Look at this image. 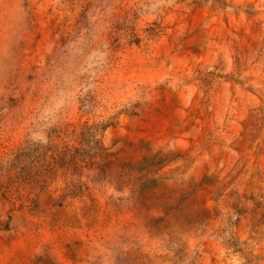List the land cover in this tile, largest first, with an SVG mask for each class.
Returning a JSON list of instances; mask_svg holds the SVG:
<instances>
[{
  "label": "rangeland",
  "instance_id": "1",
  "mask_svg": "<svg viewBox=\"0 0 264 264\" xmlns=\"http://www.w3.org/2000/svg\"><path fill=\"white\" fill-rule=\"evenodd\" d=\"M0 264H264V0H0Z\"/></svg>",
  "mask_w": 264,
  "mask_h": 264
}]
</instances>
